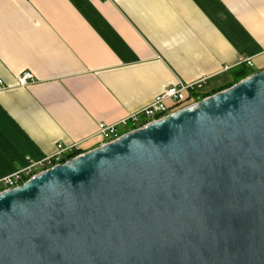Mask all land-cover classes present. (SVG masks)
<instances>
[{"label":"water","instance_id":"obj_1","mask_svg":"<svg viewBox=\"0 0 264 264\" xmlns=\"http://www.w3.org/2000/svg\"><path fill=\"white\" fill-rule=\"evenodd\" d=\"M0 264H264V69L1 191Z\"/></svg>","mask_w":264,"mask_h":264},{"label":"crops","instance_id":"obj_2","mask_svg":"<svg viewBox=\"0 0 264 264\" xmlns=\"http://www.w3.org/2000/svg\"><path fill=\"white\" fill-rule=\"evenodd\" d=\"M263 69L264 0H0V178L59 142L100 146V122L177 80L205 77L203 98Z\"/></svg>","mask_w":264,"mask_h":264},{"label":"built area","instance_id":"obj_3","mask_svg":"<svg viewBox=\"0 0 264 264\" xmlns=\"http://www.w3.org/2000/svg\"><path fill=\"white\" fill-rule=\"evenodd\" d=\"M239 63L245 67L253 66V60L250 57L243 58ZM230 67L225 65L222 70H228ZM16 80L18 85H26L34 81V76L32 72L24 70L17 74ZM204 81L205 77H201L197 81L190 83L177 80L176 83L170 84L161 90L148 105L140 110L129 114L115 123L100 122L96 130V135L102 140L100 145L111 142L127 131L144 126L151 121L160 119L173 111L202 99L197 93L202 88ZM81 153L83 152H81L79 143L64 145L59 142L52 154L38 161H32L27 158L28 162L26 166L1 177L0 192L19 186L39 172Z\"/></svg>","mask_w":264,"mask_h":264},{"label":"trees","instance_id":"obj_4","mask_svg":"<svg viewBox=\"0 0 264 264\" xmlns=\"http://www.w3.org/2000/svg\"><path fill=\"white\" fill-rule=\"evenodd\" d=\"M239 80V79H238ZM237 82V81H236ZM203 97V96H202Z\"/></svg>","mask_w":264,"mask_h":264}]
</instances>
